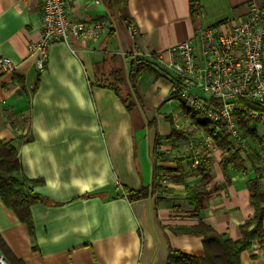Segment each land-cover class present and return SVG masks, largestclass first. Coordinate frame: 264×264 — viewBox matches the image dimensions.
I'll list each match as a JSON object with an SVG mask.
<instances>
[{
  "label": "crops",
  "instance_id": "obj_1",
  "mask_svg": "<svg viewBox=\"0 0 264 264\" xmlns=\"http://www.w3.org/2000/svg\"><path fill=\"white\" fill-rule=\"evenodd\" d=\"M69 1L71 17L105 31L96 40L51 43L38 71L28 46L40 38L39 0H0V58L16 65L0 69V142L14 143L23 176L40 181L29 189L41 199L29 207L31 231L0 199V238L11 262L167 264L170 251L203 255V237L183 230L199 221L241 238L253 216L247 153L259 150L260 135L245 133L246 149L224 167L228 152L207 141L213 129L195 114L188 132L172 125L181 104L165 65L173 46L197 44L202 28L231 26L264 0H196L195 14L191 0H126L127 21L111 0ZM193 186L204 189L198 211L187 196ZM142 188L146 196L127 198L126 190ZM262 227L241 264H264V218Z\"/></svg>",
  "mask_w": 264,
  "mask_h": 264
},
{
  "label": "built area",
  "instance_id": "obj_2",
  "mask_svg": "<svg viewBox=\"0 0 264 264\" xmlns=\"http://www.w3.org/2000/svg\"><path fill=\"white\" fill-rule=\"evenodd\" d=\"M69 2L39 0L40 38L28 46V52L37 55L38 71L45 69L51 43L96 40L105 31L103 23H86L71 17ZM247 10L246 15L231 26L202 28L196 37L197 44L183 41L170 48L165 65L173 74L170 92L181 104L180 109L171 113L174 128L190 131V116L199 114L214 126L207 141L226 135L230 142L226 151L232 155L242 153L247 147L242 124L259 133V151L264 152V132H259L260 128L264 130V64L261 62L264 7L250 5ZM128 28L133 30L131 24ZM15 67L11 59L0 58L2 72ZM194 88L206 99L190 91ZM0 264H7L1 256Z\"/></svg>",
  "mask_w": 264,
  "mask_h": 264
},
{
  "label": "trees",
  "instance_id": "obj_3",
  "mask_svg": "<svg viewBox=\"0 0 264 264\" xmlns=\"http://www.w3.org/2000/svg\"><path fill=\"white\" fill-rule=\"evenodd\" d=\"M126 0H111L112 5L119 10V15L122 20L127 21L128 16L126 10ZM194 1L191 0V13L195 14ZM111 81L108 86L116 88L117 83L119 84V73L113 71L110 73ZM173 81V79H172ZM256 110H260L259 107L250 105ZM195 122L204 127L209 133L212 128L209 122L199 114L194 116ZM242 127L245 128L246 136L251 139H256V134L250 129L246 128L244 124ZM211 128V129H210ZM229 138L226 135H222L215 139V145L220 149H226L229 146ZM260 151L254 148H250L247 153L248 157L254 167V177L248 179L247 187L250 195V203L253 207V216L249 218L245 226L250 229H245L241 238L232 240L227 238L223 234H218L211 226L200 222L197 225L184 228L183 230L188 233L198 234L203 237V249L204 253L202 256H194L186 254L180 251H170L167 264H241L240 254L245 249L249 248L253 240H260L263 234L262 221L264 218V189H262V168L259 166L261 163ZM235 160V156L232 154H226L222 158L223 166H227L228 163ZM18 152L16 146L12 142H0V199L8 208H10L23 222L27 228L31 231L32 220L29 207L34 201L41 200L39 197L32 195L29 185H35L40 183L38 180H31L23 176L21 165L18 163ZM202 186V185H201ZM201 186L188 187L186 189L187 196L193 204V209L196 211L200 210V198L204 194V189ZM126 196L129 199H140L146 196V190L144 188L132 191L126 190ZM0 253L11 263L21 264L20 262H11L7 251L0 238Z\"/></svg>",
  "mask_w": 264,
  "mask_h": 264
},
{
  "label": "water",
  "instance_id": "obj_4",
  "mask_svg": "<svg viewBox=\"0 0 264 264\" xmlns=\"http://www.w3.org/2000/svg\"><path fill=\"white\" fill-rule=\"evenodd\" d=\"M190 91H192L193 93H195V94L199 95L200 97L206 99V96L201 91H199V89L194 88V89H191ZM2 260L4 262H6L4 258H2Z\"/></svg>",
  "mask_w": 264,
  "mask_h": 264
}]
</instances>
